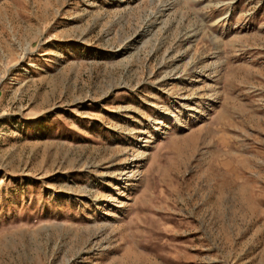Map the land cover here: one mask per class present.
<instances>
[{
	"label": "rangeland",
	"instance_id": "rangeland-1",
	"mask_svg": "<svg viewBox=\"0 0 264 264\" xmlns=\"http://www.w3.org/2000/svg\"><path fill=\"white\" fill-rule=\"evenodd\" d=\"M0 264H264V0H0Z\"/></svg>",
	"mask_w": 264,
	"mask_h": 264
}]
</instances>
